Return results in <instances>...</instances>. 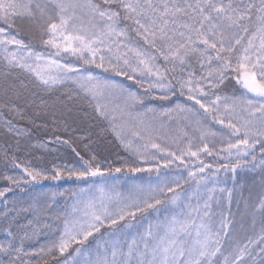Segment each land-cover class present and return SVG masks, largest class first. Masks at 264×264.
<instances>
[{"label": "snow or ice", "instance_id": "obj_1", "mask_svg": "<svg viewBox=\"0 0 264 264\" xmlns=\"http://www.w3.org/2000/svg\"><path fill=\"white\" fill-rule=\"evenodd\" d=\"M0 81V120L17 137L16 152L26 150L19 137L30 129L13 119L39 128L36 118L51 115L56 125L61 109L86 105L75 107L83 121L96 120L132 157L118 156L115 167L100 161L90 132L81 138L87 158L72 148L79 167L33 168L5 152L24 177L0 176L8 183L0 188V264H264V0H0ZM166 121L181 134L165 135ZM172 169L181 171L161 176ZM244 170H259L260 191L244 199L237 221L230 207ZM153 172L155 186L132 184L125 194L108 185L115 174ZM65 179L87 186L26 205L7 199ZM248 217L254 234L242 243L233 229L244 230Z\"/></svg>", "mask_w": 264, "mask_h": 264}, {"label": "trees", "instance_id": "obj_2", "mask_svg": "<svg viewBox=\"0 0 264 264\" xmlns=\"http://www.w3.org/2000/svg\"><path fill=\"white\" fill-rule=\"evenodd\" d=\"M24 39H28V37H24ZM36 50H42V47L37 43L35 45ZM13 78L10 77L9 80ZM125 84L131 85L130 89L134 90L138 94H142L140 88L133 84V82L124 80ZM3 81H0V84H3ZM26 83L28 81L26 80ZM16 84L19 86V80H16ZM28 86L31 88L32 85L29 83ZM128 87V86H127ZM64 89H60L59 91L54 92L51 95V99H55L57 96H62ZM224 94L231 95L232 88L229 87L224 90ZM238 94V93H237ZM3 93L0 92V99H3ZM48 98L47 96L45 97ZM13 101L21 104V101H16L15 97H13ZM183 101V98H181ZM153 106H159L160 102H152ZM165 103L164 105H166ZM167 106H170L167 104ZM75 107H86V105H77L74 106L73 111L68 112L67 110L61 109V111L56 113L55 119L57 120V124H53V117L49 116H40L37 119V124L41 126L39 128L35 126L28 125L27 121L15 120L11 115L7 113L6 110H3V119H13V123L17 126V128H24L26 130L30 129V135L26 138L24 136L19 137L21 145L24 149L19 152H16V139L14 135H10L4 131L3 121L0 120V176L2 175H10L16 177H24V173L22 168H15L10 164H6L4 161V153L7 152L9 158L15 152L17 157V162L21 163L24 166H30L33 168H45L51 171L52 166L54 164L64 166H76L79 167L81 162L79 158L76 157L75 153H73L72 148L75 147L77 151L84 155L87 158L88 154L84 151L83 143L81 142V138L85 137L87 133H91V141L92 143L89 145V149L91 152L95 153L97 158L100 161L112 160L115 163L113 167L118 166L122 163L121 160L117 159V157H123L124 159L128 158V153H126L123 149L119 147L118 142L115 141L114 136L108 132L104 135L99 133V128L97 126L96 120H89L87 123L83 121L82 113H77L75 111ZM29 114L31 111L29 110ZM67 123L68 128L67 131L64 129V125ZM103 124V122H100ZM208 126L212 131L220 132L221 126L215 124L211 120H208ZM106 127V125H104ZM226 131V130H225ZM60 136L61 142H56L55 137ZM69 140V144L65 145L62 141ZM86 142V141H85ZM45 145V147H40L39 145ZM35 145V147H34ZM257 155L259 156V146H257ZM211 158H209L210 160ZM181 170H163L162 173L174 174ZM258 171V170H256ZM253 172V173H256ZM245 173V175H243ZM247 170L238 171L237 173V186L238 190L233 194V200L231 203L230 211L235 215L236 204L235 199L238 197L239 191L242 193L244 189L241 185L243 182V178H246ZM186 174V173H185ZM117 176L120 179H126V177L131 178L132 182L135 179H151L155 176L154 173L151 174H136L135 176H131L128 174H115L113 178ZM242 181H241V180ZM128 180V181H130ZM97 182H100V178H97ZM8 186L7 181L0 179V188ZM87 186L85 182H77L75 180H61V181H51L46 180L39 184H31L26 186L25 191H20V189H14L13 192L7 194V199L9 201L15 200L18 205H26L30 202L32 197L39 196L42 193H47L51 195L53 192H63L66 196L70 195V193L74 190H79V188ZM228 187H232V182L229 180ZM227 194L225 193V196ZM63 199L60 200V204L63 205ZM11 206V205H10ZM225 210H228L227 201H225ZM0 211H3V199L0 198ZM237 216V215H236ZM239 230V229H238ZM45 238H39L38 242H33L32 247L38 248L41 244L45 243Z\"/></svg>", "mask_w": 264, "mask_h": 264}, {"label": "rangeland", "instance_id": "obj_3", "mask_svg": "<svg viewBox=\"0 0 264 264\" xmlns=\"http://www.w3.org/2000/svg\"><path fill=\"white\" fill-rule=\"evenodd\" d=\"M38 51H41L40 49ZM115 80H117L118 82L123 83L125 86H131V85H127L125 84V81L122 77H111ZM131 82V81H130ZM130 88V87H129ZM131 91H135L130 89ZM141 91H143L142 89H140ZM156 107H160L156 106ZM164 107H168L167 104L164 105ZM170 124V127L167 129V131L165 132V135L168 136H175L180 133V126L177 125L175 122H167ZM129 156V154H128ZM128 160H131L132 157H128L126 158ZM144 167H147L148 165H142ZM172 170H176V169H172ZM155 174L154 177H152L151 179H135L134 182H132L129 177H126V179H120L119 176H117L116 178H112L111 180H108V185H115L117 191L123 192L125 194H127L128 189L130 188V186L132 184H144L145 186H148L149 183H151L153 186H155L157 183H159V181L157 180V174L155 172H153ZM138 174H149V173H138ZM165 173H161V176L163 177ZM173 174H169L168 176L171 177ZM186 175V174H185ZM243 175H245V173H243ZM130 180V181H128ZM241 180V179H240ZM259 180H260V176H259V170L256 171V173H253L252 171H248V174L246 173V178H243V183L241 184L243 186V190L242 193L239 191L238 197L235 199V206H236V211L235 212V218L237 221L240 220L241 218V214L244 212V199L248 198L249 196H251L252 198H255L256 195L259 193L260 188H259ZM86 187V186H85ZM84 188V187H82ZM237 215V216H236ZM147 222H145L146 225ZM252 222H251V218L248 217L245 219V227L244 230H240L239 228V224L236 225V227L233 229V236L237 239H239L242 243L246 241V237L248 235H253V231H252ZM218 226V225H217ZM259 222H257L256 228H255V233L258 234L259 233ZM239 229V230H238ZM54 238V237H52ZM46 242V241H45ZM227 241L225 242V246H227Z\"/></svg>", "mask_w": 264, "mask_h": 264}]
</instances>
